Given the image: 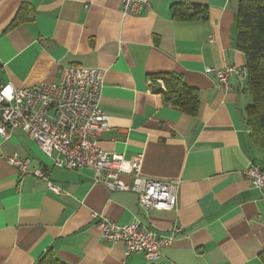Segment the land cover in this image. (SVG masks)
Segmentation results:
<instances>
[{"label": "crops", "instance_id": "0c3cea01", "mask_svg": "<svg viewBox=\"0 0 264 264\" xmlns=\"http://www.w3.org/2000/svg\"><path fill=\"white\" fill-rule=\"evenodd\" d=\"M121 1L0 0V85L58 82L69 66L105 70L100 107L110 128L101 149L126 161L142 155L144 177L180 181L177 211H141L135 194L109 191L91 170L56 168L24 133L0 136V264H37L49 251L66 264H264V191L243 173L264 166L246 120L252 96L247 80L233 77L223 92L205 73L246 67L236 46L239 0H150L149 11L128 17ZM175 5L205 13L179 19ZM156 75L197 91L195 116L165 101ZM15 155L46 172L60 193L22 176L8 162ZM94 212L183 232L151 262L104 241Z\"/></svg>", "mask_w": 264, "mask_h": 264}, {"label": "built area", "instance_id": "2783aa9c", "mask_svg": "<svg viewBox=\"0 0 264 264\" xmlns=\"http://www.w3.org/2000/svg\"><path fill=\"white\" fill-rule=\"evenodd\" d=\"M151 9L150 0H122L121 15L140 16ZM206 74L217 80V88L230 92L231 79L246 81V67L207 68ZM106 72L96 67L69 66L58 82L40 83L16 89L11 84L0 85V116L3 126L0 136L9 140L20 131L35 141L42 152L53 160L58 169L91 170L96 183L111 192H130L137 196L141 211H177L180 181L157 180L142 175L143 156L126 161L122 155L101 149V136L109 131V117L100 107ZM22 176L32 175L47 183L50 191L60 190L41 169H32L30 159L18 156L8 159ZM251 186L264 191V166L251 164L244 170ZM131 177L128 184L122 180ZM104 241L123 242L126 256L143 254L148 261L162 259L163 250L171 246L183 232L174 227L168 233L144 226L135 220L119 224L94 212Z\"/></svg>", "mask_w": 264, "mask_h": 264}, {"label": "trees", "instance_id": "16d2710c", "mask_svg": "<svg viewBox=\"0 0 264 264\" xmlns=\"http://www.w3.org/2000/svg\"><path fill=\"white\" fill-rule=\"evenodd\" d=\"M173 12L177 18L187 19L202 15L205 9L197 5H175ZM237 29L236 46L246 55L247 87L252 96V104L246 110V120L252 142L264 149V0H239ZM152 78L164 81V99L167 103L195 116L199 103L195 89L176 76L156 75ZM262 260L264 262V253ZM37 264L66 263L49 251Z\"/></svg>", "mask_w": 264, "mask_h": 264}]
</instances>
